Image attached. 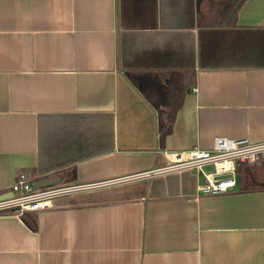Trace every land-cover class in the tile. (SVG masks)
<instances>
[{"label":"crops","instance_id":"1","mask_svg":"<svg viewBox=\"0 0 264 264\" xmlns=\"http://www.w3.org/2000/svg\"><path fill=\"white\" fill-rule=\"evenodd\" d=\"M235 1L0 0V192L15 169L99 181L25 210L34 227L0 213V264H264V188L154 169L216 134L264 140V0ZM168 69L193 82L160 138L126 71Z\"/></svg>","mask_w":264,"mask_h":264},{"label":"built area","instance_id":"2","mask_svg":"<svg viewBox=\"0 0 264 264\" xmlns=\"http://www.w3.org/2000/svg\"><path fill=\"white\" fill-rule=\"evenodd\" d=\"M264 161V140H250L245 136L228 137L216 134L208 147L191 146L181 154L174 151L155 170H169L175 168H189L202 171L204 163L213 165V170L203 172L204 180L198 186L202 192L217 193V191L235 185L233 172L235 163L245 164ZM9 184L10 195L0 198V213L43 209L51 204V198L75 188L89 187L99 181L74 182L66 184L50 182L42 185L32 183L33 176L27 170L15 169Z\"/></svg>","mask_w":264,"mask_h":264},{"label":"trees","instance_id":"3","mask_svg":"<svg viewBox=\"0 0 264 264\" xmlns=\"http://www.w3.org/2000/svg\"><path fill=\"white\" fill-rule=\"evenodd\" d=\"M240 1L236 0L234 5L238 6ZM126 72L132 85L137 87L143 98L154 107L158 134L161 138L168 130L175 109L181 103L183 92L193 82V70L168 69L164 79H160L155 71ZM234 170L238 173V188L244 190L264 188V161L249 164L237 162ZM19 215L26 224L34 227L35 219L31 213L22 211Z\"/></svg>","mask_w":264,"mask_h":264},{"label":"water","instance_id":"4","mask_svg":"<svg viewBox=\"0 0 264 264\" xmlns=\"http://www.w3.org/2000/svg\"><path fill=\"white\" fill-rule=\"evenodd\" d=\"M56 180H58V176H45V175H42V176L33 178L32 183L35 184V185H42V184H45V183L54 182ZM233 180H235V183H238V181H239L238 180L237 171L233 172ZM9 195H10V191L9 190L0 192V198L1 197H6V196H9Z\"/></svg>","mask_w":264,"mask_h":264}]
</instances>
